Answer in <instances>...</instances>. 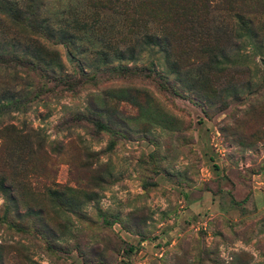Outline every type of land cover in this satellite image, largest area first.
I'll return each instance as SVG.
<instances>
[{
	"label": "rangeland",
	"instance_id": "obj_1",
	"mask_svg": "<svg viewBox=\"0 0 264 264\" xmlns=\"http://www.w3.org/2000/svg\"><path fill=\"white\" fill-rule=\"evenodd\" d=\"M91 16L85 13L81 21ZM14 22L0 14V45L27 29ZM108 22L112 35L126 34V21L111 16ZM203 36L204 62L224 53L247 56L245 64L216 74L194 64L189 75L207 76L204 92L179 82L151 51L135 63L85 76L81 56L72 62L66 47L54 46L68 72L85 85L73 93L60 87L64 81L50 83L46 105L37 100L0 120L24 136L0 132V165L19 182L22 201L21 216L11 215L16 228L0 222V264H264V53L257 56L230 31L213 28ZM197 38L188 35L178 52L199 55ZM18 71L22 85L25 73L39 82L37 73ZM0 79L15 81L5 71ZM122 87L147 89L179 127L138 124L131 120L138 109L129 102H111L102 115L86 111L92 94ZM31 179L40 188L82 187L89 196L75 213L57 198L32 202L22 193ZM4 208L0 194V212ZM29 208L43 209L48 230L35 229Z\"/></svg>",
	"mask_w": 264,
	"mask_h": 264
},
{
	"label": "trees",
	"instance_id": "obj_2",
	"mask_svg": "<svg viewBox=\"0 0 264 264\" xmlns=\"http://www.w3.org/2000/svg\"><path fill=\"white\" fill-rule=\"evenodd\" d=\"M55 5L60 9L57 10V7L54 10ZM85 7L90 11L83 9ZM29 10H33L31 17L27 15ZM83 11L91 12L92 16L81 21V16L85 14ZM0 14L13 18L18 28H27L32 33L28 34L25 29L23 33L10 36L6 44L0 45V74L5 71L8 77L12 76L15 80L10 85L0 79V120L10 112L26 110L37 100L46 105L48 97L52 96L48 88L50 83L64 81L60 87L73 93H78L84 87L83 82L76 80L75 73L71 75L68 72L60 51L54 46L66 47L72 62L81 56L78 63L85 76L89 71L98 72L115 64L135 63L151 51L163 57L171 74L179 82H188L199 92L205 91L207 76L191 79L189 71L194 64L205 65L208 68L205 74H216L235 65V62L245 64L247 60V56L241 59L239 54L234 58L224 53L222 57L215 56L204 62L206 49H202L204 41L201 37L206 38L203 34L210 29L230 31L242 46L250 48L257 56L264 53V0H0ZM111 16L126 21V34L116 36L110 33L108 19ZM216 20L220 21L218 25L215 24ZM102 29L107 32L100 34ZM188 35L198 37L197 41L201 39L196 44L201 48L200 53L195 57H184L178 52L180 45L182 48V44L188 45L182 42ZM18 69L37 73L39 82H31L30 76L25 73L26 82L22 85L18 82L22 79ZM94 74L90 77L95 78ZM46 95L48 97L44 98ZM118 101L129 102L138 109V116L131 119L138 124L148 128L179 127L180 121L167 112L147 89L122 87L106 94H92L86 111L96 116L106 114L111 111L109 103ZM97 124L100 129L104 128L103 122L98 121ZM4 130L13 136H23L16 125L0 123V132ZM26 138L31 139L28 133ZM40 146L37 147L40 149L37 154L44 150ZM16 152L11 154L10 160ZM57 152L60 155L61 148ZM2 153L3 139L0 135V164L4 160ZM39 172L37 170L33 177L38 176ZM103 182L106 181L103 179ZM19 186L14 177L10 179L5 175L0 165V194L5 200L0 222L11 228L17 227L11 221V215L19 216L21 213ZM22 193L37 203L47 198H57L60 206L70 207L74 213L80 208L81 198L89 196L84 194L82 187L61 189L45 185L40 188L32 179L22 187ZM28 210L31 211L28 215L35 229L38 230L37 226L47 229L41 217L43 209L39 213L34 209ZM129 251L133 252L134 248L130 247Z\"/></svg>",
	"mask_w": 264,
	"mask_h": 264
}]
</instances>
